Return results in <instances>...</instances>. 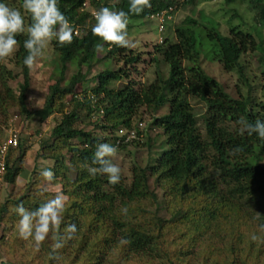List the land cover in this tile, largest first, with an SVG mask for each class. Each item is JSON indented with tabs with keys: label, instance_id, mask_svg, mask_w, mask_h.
I'll list each match as a JSON object with an SVG mask.
<instances>
[{
	"label": "trees",
	"instance_id": "1",
	"mask_svg": "<svg viewBox=\"0 0 264 264\" xmlns=\"http://www.w3.org/2000/svg\"><path fill=\"white\" fill-rule=\"evenodd\" d=\"M85 1L96 10L109 7L113 11L128 12L129 9V0H57V7L73 29L78 28L82 33L74 34L71 44L60 45L56 39L49 43L55 56V67L53 79L39 106L28 107L26 103L30 77L29 69L23 64L28 55L23 44L27 36L18 34L17 50L11 57L0 61V117L3 125L9 118L12 121L11 108L15 109L18 121L26 126L33 119L41 122L53 112L58 113L49 131L50 142L41 141L44 151L36 152L34 157L53 160L51 167L44 168L54 172L52 185L59 184V191L68 198L60 233L63 234L69 224L77 226V233L55 255L52 253L54 240H45L40 250H35L38 253L35 257L16 259L13 248L0 263L104 264L111 260L125 264L127 260H135L136 264H155V260L161 262L163 258L165 264H175L178 258L174 254L173 242L190 233L185 229L178 231L174 241L168 239V235L171 228L186 221L190 212L186 214L182 208L187 205V199H195L200 194L235 212L246 222L245 227L252 231L250 233L256 232L264 239V233L259 231L260 225L264 224V165L261 163L264 139L255 134H241L238 123L241 118L252 123L257 119L264 121V102L254 101L249 94L241 95L238 90L235 96L229 95L201 64L203 58L216 61L223 71L234 70L249 91L248 77L240 58L253 50V36L234 26L222 33L215 19L196 8L197 3L209 0H150L151 8H145L139 15L129 13L128 29L152 21L157 12L167 11L168 18L160 24L170 32L160 42L151 45L147 63L153 66L154 77L142 82L133 75L138 74L136 67L143 61L141 52L135 48L109 45L93 36L91 28L95 19L82 9ZM235 1L253 4L259 14L257 19L264 21V0H224L225 3ZM0 3L21 8L23 0H0ZM178 8H186L187 14L173 23L170 17L173 9ZM21 12L25 16V25L30 24V14L24 13L22 8ZM97 44H103L102 54L94 51ZM257 59L264 62V52L259 51ZM110 63L116 65L110 66ZM96 64H101V69L88 78L87 74ZM69 65L75 71L64 81ZM12 67L17 69L15 73ZM261 73L264 74V70ZM91 81L92 86L87 84ZM11 82H14L13 86ZM77 88L81 97L76 94ZM190 99L201 104V111L196 112ZM163 107L166 110L159 113ZM140 108L153 113L148 128H158L160 133L146 137L145 141L136 139L139 135L137 128L130 141L124 140V136L113 135L119 127L129 129ZM93 113L97 115L93 127L108 131L110 141L97 138L80 126L84 118ZM159 135L162 142L155 154L143 166L131 165L127 183L121 177L118 184L112 185L106 176L89 174V166L98 167L92 164L97 143H111L119 149L134 142L136 146L146 144L150 149L151 142ZM74 138L77 142L71 143ZM24 146V139L18 137L15 147H7L3 182L8 185L15 183L21 170L19 163ZM237 146L243 151L231 155L230 150ZM14 149H17V155L10 161ZM45 149L50 152L46 153ZM60 149H66L69 154L68 164L73 176L64 165V156L58 153ZM41 169L32 168L33 177L22 185L21 195L7 197L0 203L3 234L10 230V223L19 220L14 211L17 205L35 210L56 194H39L37 185L43 180L39 175ZM151 176L156 185L164 184L169 188L178 204L173 211L168 209L167 218L155 217L153 223L143 217L146 212L141 205L147 197L156 201V195L148 187ZM124 208L128 210L126 214L122 212ZM206 215L205 221L211 222L213 212ZM3 234L1 244H6L18 233L15 230L7 237ZM121 238L128 243L121 244ZM218 258L225 264L221 255ZM206 260L196 264H210ZM227 264H238L237 257H232Z\"/></svg>",
	"mask_w": 264,
	"mask_h": 264
},
{
	"label": "rangeland",
	"instance_id": "2",
	"mask_svg": "<svg viewBox=\"0 0 264 264\" xmlns=\"http://www.w3.org/2000/svg\"><path fill=\"white\" fill-rule=\"evenodd\" d=\"M196 8L201 10L203 15L215 19L219 23L218 28L222 33H226L229 27L234 26L245 33L251 34L255 41L253 50L246 52L240 58L244 72L248 77L250 85L249 91L246 86L239 81L234 70L223 71L216 61L204 60L201 57V64L206 73L214 78L229 95L235 96L236 90H238L241 95L249 94L254 101L259 100L264 102V74L261 73V71L264 70V62H260L259 59H257V53L259 51L264 52V21L257 19L259 14L255 12L253 4L239 3L237 1L225 3L224 0H209L197 3ZM82 9L87 11L91 16L92 12L96 10L88 1L84 2ZM184 9H173L170 17L171 22L175 23L185 16L187 14V9ZM151 19L152 21L143 22L142 24H137V26L134 25L128 29L130 38L136 44L135 49L141 52V57L143 58V61L139 62L136 67L138 74H133L142 82L149 81L154 77V68L147 63L149 57L148 52L151 50V45L155 42H160L163 37L170 32L165 26L160 24L161 22L157 20L159 19L158 17H153ZM81 33L82 31L78 28L74 30V34L76 35H81ZM54 57L52 49L50 45H48L47 48L44 49L43 57L38 59L37 67L32 71L29 70L30 84L26 99L28 107H37L41 104L46 93V87L53 79L52 70L55 67ZM111 65L115 66L116 64L110 63V66ZM100 69L101 64H96L87 74V77H91ZM82 70H84V68H82ZM16 71L17 69L12 67V72L15 73ZM74 71L75 68L69 65L64 73V81H67ZM17 80H20V77H18ZM117 83L118 82L114 84L117 85ZM119 83L121 84V81H119ZM10 84L13 86L14 82ZM87 84L92 86L94 83L91 81L87 82ZM79 91L80 90L77 88L76 94L81 97ZM190 103L194 106L196 112L201 111L200 103L191 99ZM165 110L166 108L163 107L160 109L159 113H163ZM9 114L12 116V121L9 118L10 120H7L6 125L1 123L0 117V142L6 141L10 132L13 131L16 134V144L18 142V137H21L22 140L24 139L25 149L19 163L21 170L16 176L15 183L11 185L3 181L0 183V203L4 202L7 197L19 196L23 193L21 187L23 184L29 183L31 177H33V175H31V170L34 166L37 168H44L45 166L51 167L53 165V160L51 158L41 159L34 156L36 152L44 151V146L41 145V141L46 140L50 142V138L48 137L49 131L55 122L54 119L58 116V113L53 112L41 122L37 119H33L28 122L26 126V123L22 125L18 121L19 118L14 108L9 109ZM152 114V112L140 108L132 118L131 127L129 129L119 127L115 130L113 135L118 137L124 136V140L128 139V141H130L135 137V128L139 131V135L136 138L137 140L145 141L146 137L151 138L157 135L160 133L158 128H148ZM96 117L97 115L95 113L91 114L88 118L83 117L84 121L80 126L84 130L90 131L95 137L106 138L107 141H110L111 134H109L108 131L103 132L93 127V124L96 122ZM70 141L71 143H76L77 138ZM161 142L162 137L159 135L155 138L154 142H151L152 146L150 149L146 144L136 146L134 142H129V144L118 149V158L113 162L120 165L122 169L121 177L126 183L130 179L131 165L136 163L143 166L153 157L152 154H155L154 151L157 150L158 144ZM15 145L11 147H15ZM45 152L48 153L50 150L47 149ZM58 153L64 156V165L68 168L69 174L73 176V170H71L72 168L68 164L69 154L66 152V149H60ZM16 155L17 149H14L10 161H13ZM261 163L264 165V158L261 160ZM42 183L43 180L38 183L39 186ZM148 184L149 190H152L156 195V201L152 200L151 197H147L142 201L141 205L146 212L143 217H145V219H150L153 223L155 222V217L167 218L169 216L168 209L173 211L178 204L175 203L176 198L170 193L169 188L164 184L156 185L153 176L148 178ZM39 186L37 185L38 189ZM52 189L53 190L49 191V194L56 193V190H60L61 187L59 184H55L52 185ZM182 209L186 214L190 213L186 215L187 219L183 224H179L173 229L171 228L168 239L174 241L175 235H177L178 231L183 229L190 233V235L186 234V236L178 238L173 242L176 249L174 254L175 256L177 255L176 257L178 258L175 264H196V262L199 263V261L206 259L210 264H223L222 259L218 258L220 255L225 264H227L232 257H237L238 264H264V242L260 240L253 241L251 239L252 235L255 234L259 236V234L256 232L250 233L252 231H248L245 227L246 222H243L242 218H238L235 212H231L225 207L215 204V199L202 194L195 199H187V205ZM211 211L214 214V218L211 222L205 221L206 214ZM171 220H173V218ZM16 222L10 223V230L5 231L4 234L1 228L0 236L3 234L4 237H7L14 234L17 225ZM1 227H3L2 224ZM53 234L54 233H50L46 240L51 241L53 239ZM32 242L34 241L31 238H29V240L18 238V234L14 237L11 236L6 244L0 243V260L4 259L7 253L12 252L13 248L15 251L14 257L16 259L26 258L30 255L35 257L38 253H36ZM230 246H232V249H230ZM183 253H185V255ZM161 259V262L155 260V264H165L163 258ZM136 263L135 260L132 262L127 260L125 264ZM57 264L62 263L59 262ZM104 264H116V262L108 260Z\"/></svg>",
	"mask_w": 264,
	"mask_h": 264
},
{
	"label": "clouds",
	"instance_id": "3",
	"mask_svg": "<svg viewBox=\"0 0 264 264\" xmlns=\"http://www.w3.org/2000/svg\"><path fill=\"white\" fill-rule=\"evenodd\" d=\"M21 8L24 13L30 14L31 22L28 25H25V16L22 15ZM21 8L0 3V61H4L14 54L18 45L16 36L25 34L27 39H25L23 47L27 50L28 55L24 58L23 64L32 71L37 67L38 59L43 57L44 49L53 39H56L60 45L71 44L74 29L67 17L57 7V0H23ZM145 8H151L150 0H129L128 12L113 11L109 7L94 10L92 16L95 19V24L91 28V33L109 45L134 49L136 44L128 32L129 13L139 15ZM165 12L167 11H164V15ZM164 15L162 20H159L160 22L164 18H168ZM154 18L156 17L154 16ZM94 51L102 54L103 44L95 45ZM238 123L241 134L247 133L248 136L255 134L258 138L264 139V121L257 119L252 123L241 118ZM242 151V147L237 146L230 150V154L235 156ZM117 158L118 148L115 145L97 143L92 164L98 165V167L89 166L87 170L91 176H106L110 184L116 185L120 182L122 175L120 165L113 162ZM39 175L43 179V183L39 186V194L43 195L53 190L54 172L50 168H42ZM67 200L68 198L61 191L56 190V194L52 198L41 203L35 210L25 208L23 204L17 205L14 211L19 217L16 225L19 237L24 240L31 238L34 241L35 250L39 251L49 234L54 233L52 253L53 255L57 254V250L63 248L66 242L73 239L77 233L75 224H69L64 233H60ZM127 211V208L122 209L124 214ZM259 231L264 233V224L260 225ZM251 239L264 242V239L255 234L251 236ZM119 242L121 244L128 243L123 238Z\"/></svg>",
	"mask_w": 264,
	"mask_h": 264
},
{
	"label": "built area",
	"instance_id": "4",
	"mask_svg": "<svg viewBox=\"0 0 264 264\" xmlns=\"http://www.w3.org/2000/svg\"><path fill=\"white\" fill-rule=\"evenodd\" d=\"M170 9V8H168ZM164 15V11H160L154 14L155 17H158V20H162V17ZM9 137L7 138L6 141L0 142V183L3 181V175L5 172V167H4V155L7 150L8 146H13L16 144V134L15 132L11 131L10 134L8 135Z\"/></svg>",
	"mask_w": 264,
	"mask_h": 264
},
{
	"label": "water",
	"instance_id": "5",
	"mask_svg": "<svg viewBox=\"0 0 264 264\" xmlns=\"http://www.w3.org/2000/svg\"><path fill=\"white\" fill-rule=\"evenodd\" d=\"M0 264H6V263H0Z\"/></svg>",
	"mask_w": 264,
	"mask_h": 264
}]
</instances>
